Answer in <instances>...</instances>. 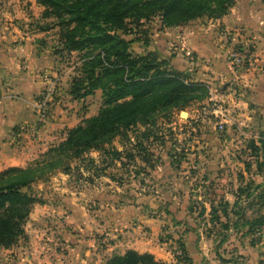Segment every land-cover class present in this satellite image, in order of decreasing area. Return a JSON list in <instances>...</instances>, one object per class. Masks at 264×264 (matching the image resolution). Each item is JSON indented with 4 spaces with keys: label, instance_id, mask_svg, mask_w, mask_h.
<instances>
[{
    "label": "rangeland",
    "instance_id": "374dc122",
    "mask_svg": "<svg viewBox=\"0 0 264 264\" xmlns=\"http://www.w3.org/2000/svg\"><path fill=\"white\" fill-rule=\"evenodd\" d=\"M43 12L44 8L35 0H0V40L7 29L13 28L11 24L26 23L23 27L28 34L39 30L48 23L42 18ZM225 17L226 22L215 27L209 25L211 21H215L210 19H199L185 26L189 25L187 36L202 33V36L213 37L215 44L212 43L219 49L214 50L216 61L221 57L219 62H224L230 72L216 71L211 63L213 59H202L192 49L178 46L174 41L176 34L171 30L173 28L161 29L158 19L143 22L142 32L130 33L128 40L133 41V55L146 56L150 52L154 53L156 58L167 64L164 68L170 73H178L183 81L200 85L199 98L157 114L154 130L158 139L144 141L143 144L150 151V158L143 154L137 155L134 147L137 143L136 134L134 130H129L106 145L107 149L115 148L122 152L124 163H110L105 174L94 177L93 180H85L90 174L84 171V178L81 179L76 174L64 173L60 167L49 170L47 179L35 185L44 202V205H39L38 211L46 204L49 208H63L64 205L68 208L69 201L65 199L71 197L84 210L94 212L95 216L84 219L101 248L132 241L133 237L144 240L152 238L153 229L142 227V232H138V225L141 221L156 220L161 228L155 241L161 244L164 253L171 256L176 264H188L191 261L185 244L186 235L190 232H203L215 242L226 233L228 238L223 251L228 259L222 258L223 261L246 264L247 254H233L235 248L230 246L240 243V247L245 250L255 243L251 240L255 235L248 232L245 220H240L236 229L233 227L236 216L232 214V210L237 202L244 207L242 211L247 218L255 217L260 210L237 199L240 191L256 186L254 184L246 188L241 184L247 182L249 177L246 170L248 165L252 173L255 169L258 171L260 164H263V139L259 131L257 138L247 135L248 131L251 134L259 124H239L235 120L237 108L233 104L238 93L242 94V99H248L247 91L251 86L247 84V79L264 71V0H236L223 18ZM197 21L199 24H194ZM31 23L34 26L32 29L27 26ZM59 31L54 29L35 34L36 49L52 55V49L59 43ZM161 33H167L169 37H164V46L161 43ZM145 40L150 41L149 47H145ZM189 51L192 56H188ZM81 57L82 54L77 52L66 53L57 58L59 64L53 63L42 73L44 89L32 101L36 122L34 125L26 124L24 130L31 137L21 144L22 154L29 155L25 167L53 160L51 156L46 158L45 153L64 139L69 125H75L82 117L96 116L101 111L104 103L101 90L82 100H75L66 93ZM180 60L185 62L184 66H179ZM50 86L54 92L48 97ZM17 96L21 97L20 94ZM182 112L189 116H181ZM54 118L65 120L60 123V128L56 127L52 132L57 138L48 143L40 140L42 129L55 121ZM244 120L248 121L247 118ZM138 127L140 131H144L148 126L139 123ZM62 132L64 135L59 139ZM255 147L260 150L257 151ZM132 154L133 159L129 157ZM89 156L97 164L104 159L101 150H93ZM75 166L74 163L73 167ZM66 181L69 184H65ZM246 195L247 192L242 197L246 198ZM228 197L234 200H226ZM260 211L264 213V208ZM213 214L215 219L219 217L218 222L212 219ZM78 224L85 228L87 226L81 221ZM31 226H34L32 222L29 224ZM48 236L55 238L45 231L40 234V238H33L44 243ZM256 236L261 237V233ZM9 255L7 251L1 250L0 264H5Z\"/></svg>",
    "mask_w": 264,
    "mask_h": 264
},
{
    "label": "trees",
    "instance_id": "16d2710c",
    "mask_svg": "<svg viewBox=\"0 0 264 264\" xmlns=\"http://www.w3.org/2000/svg\"><path fill=\"white\" fill-rule=\"evenodd\" d=\"M44 12L45 26L39 32L59 29V43L52 49L56 58L66 53L82 54L75 68L68 94L82 100L96 91L103 93V107L98 115L82 124L66 129L64 139L45 153L51 158L28 167H11L0 172V248L10 250L21 242H28L26 225L36 204H43L35 185L47 179L49 170L59 168L66 174L83 173L93 180L105 174L113 162H123V153L107 149L118 135L134 130L137 155L150 158L144 141L157 140L156 117L160 111L187 104L201 94L200 85L180 79L170 73L164 61L154 53L135 56L131 51L130 33L140 32L143 22L158 19L161 29L175 28L199 19L218 20L226 16L236 0H35ZM52 20V21H51ZM132 25V27H130ZM143 30H141L142 32ZM150 41L145 40V47ZM84 53V55H83ZM163 63V64H162ZM148 126L140 131L138 124ZM150 126V127H149ZM153 141V142H154ZM93 150L103 151L104 159L97 164L89 156ZM128 156V155H127ZM134 158V155H129ZM147 158V159H148ZM148 162V161H147ZM76 164L73 167V164ZM108 163V164H107ZM107 164V166H105ZM247 192L246 198L242 195ZM239 201L249 207L264 208V183L238 193ZM240 202L232 210L236 216L233 227L245 220L248 232L257 235L264 227V213L258 210L253 218L244 215ZM213 220L219 217L213 214ZM229 228L228 226H225ZM225 233L218 246L227 241ZM106 264H165L151 253L128 250L115 254Z\"/></svg>",
    "mask_w": 264,
    "mask_h": 264
},
{
    "label": "crops",
    "instance_id": "0c3cea01",
    "mask_svg": "<svg viewBox=\"0 0 264 264\" xmlns=\"http://www.w3.org/2000/svg\"><path fill=\"white\" fill-rule=\"evenodd\" d=\"M226 20L225 17L211 21L209 25L215 27L222 22H226ZM24 24L26 26L24 22L15 25L11 24L13 28L7 29L0 40V171L11 167H25L29 155L24 156L20 150L22 142L31 137L24 130L27 127L26 124L34 125L36 122L32 101L44 89L42 73L53 63L59 64L58 59L53 55L46 54L43 51L40 52L39 48L36 49L34 40L37 36L35 34L40 32L37 30L28 34L23 27ZM194 24L198 25L199 23L197 21ZM27 26L30 29L34 28L32 23ZM188 27L189 25L171 29L176 34L174 41L178 46L192 49L202 59H213L211 63L213 69L216 68V71L230 72L224 62H219L222 59L221 57L217 56L219 61H216V52L214 51L216 48L213 45V37L202 36V33L187 36L190 31ZM161 34L163 38L161 43L164 46L166 44L164 39H169V37L167 33ZM216 51H219V49H216ZM184 63L183 60H180L179 66H184ZM250 75L252 76L253 74L251 73ZM231 78L233 79L232 76ZM247 84L251 86V89L247 91L248 99H242L241 93H238L235 97L233 104V107L237 108L235 120L239 124L243 122L250 125L259 124L252 130L251 134L248 131L247 135H253L251 137L257 138L259 132H261L264 152V71L253 78L249 77ZM19 94L21 97L18 98L17 95ZM67 95L69 94L67 93ZM14 96L16 98L13 99ZM188 116L189 114L187 113ZM86 118L88 116L82 117L75 125H69V128L77 126ZM244 118H247L248 121H245ZM54 120L46 128L42 129L39 136L40 140L48 143L57 138L53 136L52 132L65 120H57L55 118ZM63 135V132L59 134V139ZM259 150L257 149V151ZM248 166L246 170L249 173V177L247 182L242 183L241 186L248 188L254 184H263L264 159L258 171L255 169L251 173L250 166ZM65 184H69V181H66ZM232 196H234V193H232ZM65 200L69 201L68 208H66V205L63 208H49L46 204L42 210L38 211L40 204L34 206L26 225V232L30 242L20 243L10 250L0 248V251H7L10 254L5 264H106L107 259L113 255H123L128 250H135L139 253H151L157 260L165 264H176L175 260L171 259V256L169 257V255L164 253L161 244H157L155 241L161 228V224L158 221L149 219L141 221V224L138 225V232H142V227H149L154 230V234L150 239L144 240L133 237L134 240L132 241L111 244L109 247L101 248L96 242L94 233L91 235L88 229V222L84 219L87 216H95L94 212L84 210L82 205L74 202L71 197H67ZM226 200L234 199L228 197ZM80 221L82 224H87L86 228L78 224ZM31 222L34 225L33 227H29ZM43 231L55 236V238L48 236L47 241L44 240V243L37 241ZM259 233H261V237L252 236L251 240L255 241V243L248 246L245 250L240 247V243L230 246V248L233 246L235 248L232 251L233 254L235 252L237 254L243 252L247 254L246 264H264V227ZM33 236H37V238H33ZM31 238H33V242H31ZM49 240L52 241L49 242ZM232 241L233 239L229 240V242ZM185 244L191 260L188 264H232V262L223 261L224 258L228 259L225 255L226 252L224 254L223 251L226 249L225 244L218 246L217 241L215 242L203 232L199 234L190 232L186 235Z\"/></svg>",
    "mask_w": 264,
    "mask_h": 264
},
{
    "label": "built area",
    "instance_id": "2783aa9c",
    "mask_svg": "<svg viewBox=\"0 0 264 264\" xmlns=\"http://www.w3.org/2000/svg\"><path fill=\"white\" fill-rule=\"evenodd\" d=\"M187 54H188V56H192V52H190V51H189ZM235 58H236V57H235ZM191 59H193V58L191 57ZM235 61H238V59H235ZM50 87H51V86H50ZM50 87H49V89H48V94H47L48 97H49V96L51 97L52 94H53V92H54V89H52L53 87H51V88H50ZM43 105H44V104H43ZM43 105H42V106H43ZM42 106H41V107H42ZM43 116H45V115H43Z\"/></svg>",
    "mask_w": 264,
    "mask_h": 264
},
{
    "label": "water",
    "instance_id": "95a60500",
    "mask_svg": "<svg viewBox=\"0 0 264 264\" xmlns=\"http://www.w3.org/2000/svg\"><path fill=\"white\" fill-rule=\"evenodd\" d=\"M188 75H190V73H188ZM186 115H187L186 112H182V113H181V116H183V117H187Z\"/></svg>",
    "mask_w": 264,
    "mask_h": 264
}]
</instances>
